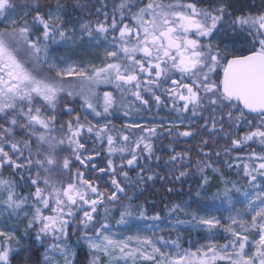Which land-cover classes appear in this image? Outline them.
Listing matches in <instances>:
<instances>
[{"label": "snow or ice", "instance_id": "snow-or-ice-1", "mask_svg": "<svg viewBox=\"0 0 264 264\" xmlns=\"http://www.w3.org/2000/svg\"><path fill=\"white\" fill-rule=\"evenodd\" d=\"M45 2L42 10L26 0L15 16L17 0H0V264L37 245L38 264H78L85 249L89 264H264V8L98 0L88 10L94 20L72 22L62 0ZM55 46L100 55L77 63L57 59ZM153 109L174 119L134 118ZM117 113L128 121L119 129ZM160 129L174 138L161 180L191 175V151L173 145L199 136L195 203L208 200L205 172L220 171L222 152L242 175L246 189L225 182L212 194L227 218L186 202L149 215L134 202L157 179L149 164L160 163ZM233 193L245 198L239 210ZM138 222H150L152 235H140ZM181 227L207 233L206 242L184 247L179 235H156Z\"/></svg>", "mask_w": 264, "mask_h": 264}, {"label": "trees", "instance_id": "trees-1", "mask_svg": "<svg viewBox=\"0 0 264 264\" xmlns=\"http://www.w3.org/2000/svg\"><path fill=\"white\" fill-rule=\"evenodd\" d=\"M39 4L41 5L42 10H47L48 4L45 0H38ZM62 3L65 4L66 7V15L69 20L75 22L78 19H95V16H90L89 9L93 8V5L99 6L98 0H62ZM111 3V0H109ZM233 3L236 5L237 8H241L247 12L251 10L252 13L257 12L261 8H264V3L261 0H233ZM26 0H17V9H24L27 11L28 9L25 8ZM110 11V9H109ZM101 91L104 90V86H101ZM152 112L156 111L153 109ZM147 114V112L143 113ZM118 116H121L120 113H117ZM171 119H174V114H171L167 111V109H162L159 113H156L155 122H163L167 124V122ZM115 120V126L117 129L120 128V121L119 119ZM103 122V121H101ZM139 131V130H135ZM163 133V135L155 139V148H156V155L160 156V163L157 166L156 161L152 160L149 164L150 171H154L157 173V179L155 181H149L145 187V190L142 195L139 196L138 200H134L135 203L143 204L147 209L149 215L155 214L156 212H160L162 216H166L165 205L171 206L173 204H181V203H188L191 204V208L195 207L198 203L196 197V191H198V183L200 179V173L196 171L194 167L195 162L197 160L196 151L199 145V136L196 139L189 138L185 142H176L173 146L175 147L176 151H183L184 149H189L192 154V164L193 167L190 169L191 175L184 179L183 183L181 182H173L167 178L161 180L159 177L165 176V174L169 171L167 165H165V161L168 159L169 155V144L170 141L173 140V137H169L167 132H164L163 129L159 130ZM207 139V136L204 137ZM89 145L93 144V141L89 140L87 142ZM211 146V141H209ZM224 147L223 143L220 145V149ZM214 162H217V158L215 156L212 157ZM101 165L105 163L104 159L98 158ZM224 157L223 152L221 153V158L216 163V166L220 169L219 172L213 173L212 169H207L205 175L209 178L210 185L206 186L204 189L207 191L208 194L212 193L216 188L224 182H235L240 185L242 188L245 187V179L242 178V175H237V171L235 169L229 170L224 164ZM230 163H238L239 161L230 160ZM5 177L9 175L8 172L3 173ZM132 176L135 177V173H132ZM172 188V191L169 192L167 189ZM131 194V193H130ZM138 195V193L136 194ZM202 199L199 200V203ZM180 214L177 213L178 216ZM175 218H172V220ZM143 223H150V222H143ZM160 223H164L161 221ZM159 235L169 236L171 235L175 238L177 235L181 238V243L184 247H191L195 240L200 239V235L196 232L190 233H179V232H169L165 231L160 233ZM221 243L223 239L221 236H218ZM27 247V244L25 245ZM43 252L42 248H39L37 245V249H34L32 252H21L19 255H15L14 258L11 260V264H38L39 257ZM78 264H89V257L87 256V250L83 252H79L77 256Z\"/></svg>", "mask_w": 264, "mask_h": 264}, {"label": "rangeland", "instance_id": "rangeland-1", "mask_svg": "<svg viewBox=\"0 0 264 264\" xmlns=\"http://www.w3.org/2000/svg\"><path fill=\"white\" fill-rule=\"evenodd\" d=\"M22 10L20 8H18L16 10V12L13 14L15 16H23V12H21ZM57 48V51H55L53 53V55L59 59L61 57H63L64 59L70 60V61H75L77 63L80 62H86L88 60H92L95 57H98L100 55L99 52L95 51V49H88V50H81L78 47H62V46H55ZM103 123V122H102ZM225 183V182H224ZM224 183H221L218 187H223ZM230 184V183H229ZM245 189L247 188L246 182H245ZM217 191L214 190L212 193L208 194V200H201L200 203H198L195 207L191 208L189 211H193L196 210L199 207H206L209 209V211L207 213L201 212V215H216V216H220L222 218H227L230 214L229 210L227 209V204H221V202L219 200L213 201L211 199L212 194L215 193ZM233 197H234V204H235V208L237 210L242 208V204L239 203L238 201H243L245 198L243 196H237L235 193H233ZM232 215H235V211L231 212ZM178 218L180 219H186L185 214L183 212H180V214L178 215ZM141 225L142 231L139 232L140 235H148L151 236L152 235V230L149 228L144 227L143 222H138ZM175 223V219H173V224ZM162 226L164 223H161ZM133 232H135V230H133ZM171 232H176V231H171ZM190 232H196L198 233L200 236V239L195 240L192 244L193 248L198 247L200 243H204L206 242L204 237L207 236V233L204 232H200V231H192L190 230V228L188 227H181L180 232L179 233H190ZM161 232H157L156 235H159ZM125 235L128 234H133V233H124ZM217 240H219V237H216Z\"/></svg>", "mask_w": 264, "mask_h": 264}, {"label": "flooded vegetation", "instance_id": "flooded-vegetation-1", "mask_svg": "<svg viewBox=\"0 0 264 264\" xmlns=\"http://www.w3.org/2000/svg\"><path fill=\"white\" fill-rule=\"evenodd\" d=\"M109 90H113L114 91V89H109ZM133 115H134V118L137 119L139 122H141V123H143L145 125H148V126H150L152 123H158V122L154 121L155 118H156V113L155 112H150V113L147 112V114L141 113V114H133ZM120 117L121 118L119 119V121L121 123L122 122H125V123L128 122L127 118H123L122 117V114H121ZM121 123H120V125H121ZM113 124L115 125V120L114 119H113Z\"/></svg>", "mask_w": 264, "mask_h": 264}]
</instances>
